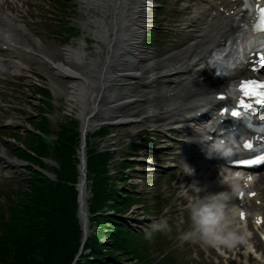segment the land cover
<instances>
[{
    "label": "rangeland",
    "instance_id": "1",
    "mask_svg": "<svg viewBox=\"0 0 264 264\" xmlns=\"http://www.w3.org/2000/svg\"><path fill=\"white\" fill-rule=\"evenodd\" d=\"M177 0H163L162 4L165 5V8L158 10V16L159 20L161 22H165L166 24L162 30L163 35L159 36L157 32H154L155 29L153 30V25L158 26L159 22L153 23V16L150 18V23H149V28L147 29L146 32V40L147 44H144V49L148 53H153V54H159V56L155 59H152L150 62L140 64V67L138 68V72L141 73L143 76L142 80H137V81H132L128 80L127 78H121L122 82L127 84L125 87L123 86H114L111 87L110 89L113 91L112 93H122L124 92V88L129 86L130 82H134V85L136 87V92L132 95V99H140L143 95H146V97L150 100L149 103L145 104L144 106L141 107L138 111L134 112L131 109H125L120 116L122 118L134 116V118L137 119H142L145 115V113H152V111L149 108H153L152 106H158L159 100L163 99L162 96V90L160 87H157L156 84H150L153 79H149V76L151 74H156L158 71H152L151 73H145V70L153 64H156L157 62H161L160 68L166 65V62L169 63V59H173V57L177 58V53L179 52L180 49H182V44L185 42V37H182V35H185V33L182 31L180 26L176 25V21L179 23V18L177 15L176 11H181L184 12V6L180 5V7H176L175 3ZM67 4L69 5L67 10H62L59 11L60 15L58 16V19H55L54 21H46L44 20L42 13L40 10L37 8H32L31 10L36 13L37 18L34 19V35L28 37V45H32L30 49H27L28 52L31 51L32 48H34V51L28 55V59L30 61L36 62V65H29V72L31 76H28L27 70L23 69L22 74L24 78L21 80V82H18V89L20 90V94L23 95V99L21 101L22 108L25 110V113L23 115L14 113V112H7L9 107L8 104H6L7 100V94L8 96H11V90L10 88H5L4 86L10 82L12 78H6L0 80V95H2V99H0V106H3L2 108L0 107V151L5 152L9 159L12 161L16 162L19 165L24 164L20 159H17L16 156L13 155L14 151L20 152V150H25V148H29L28 146L30 145V139H28V133L29 131L33 129V127H36V122H39L41 119L40 117L43 112L41 111V108H47L48 103L44 99H50V95H44L43 91L38 90L40 87L47 88L50 92H53V96L51 95V100H52V107L50 109L48 114L49 118L51 119V122L48 123L49 130L51 131V135L53 138L56 139L63 130V124L71 123L69 127L74 128V133L77 134H72L73 137H76L77 140H80V134H81V121L77 118V109H74L73 111H70L69 114L71 115V118L64 117V113H68V105L67 103V96L70 92V85L73 82V80L69 78H65L61 75H58L55 73L53 69H49L48 64L45 63L41 59V57H46V59L50 60L51 63L54 62L56 64H60V62H63L64 57H63V49L67 46H73L78 47L82 44V41L84 40V36L88 34L90 31H92V26L89 25V22L93 20L97 15L92 13V11H89L86 9L85 5H83L80 0H67ZM157 5V4H155ZM151 14L154 16L156 15L155 10H151ZM96 15V16H95ZM99 17V16H97ZM62 19V20H61ZM155 20V19H154ZM181 20V19H180ZM63 23L62 27L64 28L63 30V38L65 36V39L61 38V36H57V29L56 28L58 25L54 24H59ZM51 26L54 27V29L51 31ZM169 27L173 29H177L176 31H173V29H169ZM150 35L154 41L150 40ZM175 39L179 40L178 42L174 41ZM31 42V43H30ZM88 44V53L92 52V48L95 46V44L91 42H87ZM151 44V45H149ZM26 55V54H25ZM40 55V57L38 56ZM27 56V55H26ZM25 56V57H26ZM91 59H94L93 56H88ZM101 57H104L102 55ZM27 59V61H28ZM89 60V59H88ZM166 60V61H165ZM171 61V60H170ZM174 63L177 64L175 61ZM81 70V69H79ZM161 70V69H160ZM82 71V70H81ZM13 82V81H11ZM148 82L149 86L148 88H143L142 85L144 83ZM14 86V85H13ZM164 89V86H162ZM36 89V90H34ZM166 90V88H165ZM34 93V94H33ZM35 95V96H34ZM19 96V95H18ZM47 96V97H46ZM9 103H12L11 100L8 101ZM150 110V111H149ZM163 112V111H161ZM38 114V117H37ZM36 115V116H35ZM164 115V114H163ZM160 115V116H163ZM6 116V117H5ZM148 119L145 124V120L141 122L140 124H134V125H128V126H118L114 128H110L107 130L108 134L106 137L105 136H100L99 133L93 134L92 132L90 133L88 137V144H87V154L91 153L89 152V149H93V153H96L98 150L103 151L104 149L109 148L110 150H113L114 152V159L115 162L114 164L110 165L109 168L111 170V174L113 176H120L117 175L118 172L121 170L126 173L129 176V180L127 179L125 182H122L121 180L125 179H116L115 184L117 185V190L121 193L122 189H130L131 187H134V194H137L136 200H138V203L135 204L134 208H129V210L132 209L131 212H129L128 209H124L120 214H126L125 218H128L127 221L131 223V225L134 227L135 231H139L141 227L144 228L143 225L150 226V224L156 220H158L161 215L166 216V218H169V214L167 213L168 211L171 212V214H174L175 216L173 217L175 219L176 216H178V212H175V202H165L164 198H161L158 196L160 191L157 190V184L158 181L157 179H161V177L157 176V173H151L145 175L150 180L149 182L152 185H146V181H143L138 175L135 169L138 167H127V168H122L121 163L126 161V162H132L133 159H140L142 158L140 155H134L130 153V148L127 149V146L129 142L134 138L135 133L139 129H144L145 125L150 126V124H156V120L160 116H155V115H147ZM72 119V120H70ZM79 121V122H78ZM66 122V123H65ZM40 126L45 125V121H40L38 123ZM33 127H32V126ZM67 125V126H68ZM11 130H19L20 131V139L18 141L14 139H9L8 138V131ZM54 131V132H52ZM71 133V132H70ZM104 134L103 132H101ZM4 135V136H3ZM39 139V145L40 148L43 149V146L41 145V140L42 138L38 137ZM159 139V138H158ZM140 141V139H138ZM106 146V147H105ZM55 148L53 149V152H51V160L47 162L49 168H51L49 172L51 176V180L53 182L58 181L59 178L55 177V170H61V161H59L55 157ZM31 149V148H29ZM90 149V150H91ZM129 153V154H128ZM150 156L152 155L149 153ZM16 155V154H15ZM89 157V155H88ZM151 157L152 161L159 162L158 165H161L162 163L160 160L162 158H165L163 153H154ZM54 159V160H53ZM146 159V158H145ZM128 160V161H127ZM28 163H25V167L27 165H33L31 161H27ZM59 162V166H58ZM165 165H173L172 163H164ZM135 165V164H133ZM4 165L3 162L0 161V211L5 212L9 207H10V200L8 199V196H11V191L13 188L16 187V182L19 180H22V182L26 181L30 175L28 176V173L30 174L31 171H35L33 167L30 168V172L27 169L17 166V167H7V168H2ZM80 167V165H77V168ZM160 169V168H159ZM13 176L14 179L12 180H7L5 177V174H10ZM58 173V172H57ZM2 174H4L2 176ZM121 174V173H120ZM138 174V175H137ZM164 177L166 175H163ZM35 177V176H33ZM164 179V178H163ZM35 181V180H33ZM80 181V180H79ZM11 182L9 185L8 183ZM1 183H6L8 187L7 193L4 191V186H2ZM163 185V191H165L164 187V181L162 183ZM87 186H88V204L90 208L92 207V202H93V194H92V181L91 177H89L88 174V180H87ZM21 187H23L24 190L27 189L26 184H21ZM4 191V192H2ZM78 192V188H77ZM172 196V192H168V196ZM136 196V195H135ZM170 196V198H171ZM12 197V196H11ZM21 198V199H20ZM169 198V199H170ZM135 200V197H134ZM78 206V201H79V194L77 196V200H75ZM14 203H22L23 207H26L27 204L24 202L22 197H19L14 200ZM170 203V204H169ZM147 208V209H146ZM165 209L167 211L165 212ZM108 210V209H107ZM112 211V210H109ZM129 212V213H128ZM174 212V213H173ZM79 213L77 214L78 217ZM93 216H89V227H90V233L92 235L98 234L101 238V242H105V240H110L106 236V232H109L111 230L110 226L108 223L104 220H98L97 218L93 220ZM131 219H135L138 221V223H134L131 221ZM105 224V225H103ZM109 227V228H108ZM142 228V229H143ZM178 228L173 227L172 231L168 234L159 235L154 238V242L150 240L149 242V248H150V253L145 250L143 242H140L139 244V249L143 252L148 254L149 258L151 259L150 264H158L157 261L161 260V253H168L169 251H174V243H175V231ZM101 230L103 232H101ZM82 231V230H81ZM82 233V232H81ZM165 237H167V240H165ZM82 238V235H81ZM82 241V239H81ZM168 242V243H167ZM167 243V245H166ZM89 241L86 246V251L84 253L90 252L91 249L88 248ZM177 245V244H176ZM80 246V244H79ZM167 247V248H166ZM181 247V246H180ZM179 247V248H180ZM79 248V247H78ZM178 248V249H179ZM137 249V248H136ZM160 250V251H159ZM190 250V249H189ZM108 249L105 248L104 252H107ZM122 252H115V255L121 256ZM186 255L184 252L180 251L179 255L176 257L179 259V263L181 264H189V260L186 259ZM91 256V253H89L87 256H82L80 259H83V257H89ZM218 255L213 252V264H224L223 260L220 258H217ZM36 257L39 258L38 255ZM220 257V256H218ZM233 258L230 259L231 263L230 264H238L237 262L233 261ZM212 262V259H210ZM239 260V259H238ZM76 262V257L72 258L69 264H75ZM125 264H140V261L136 259L135 255H131L128 259L123 261ZM186 262V263H185ZM81 262L78 261L77 264H80ZM212 264V263H211ZM240 264V261H239ZM255 264H258L255 262Z\"/></svg>",
    "mask_w": 264,
    "mask_h": 264
},
{
    "label": "bare ground",
    "instance_id": "2",
    "mask_svg": "<svg viewBox=\"0 0 264 264\" xmlns=\"http://www.w3.org/2000/svg\"><path fill=\"white\" fill-rule=\"evenodd\" d=\"M218 1H221L219 6H223L227 12L234 11V13L229 17L222 16L225 12L214 15L213 12L217 10L215 4ZM80 2L89 11H93L92 7H95L94 12L98 9L96 13L99 14L96 15L99 17L96 16L94 20L89 22L92 31L87 34V38L96 45L95 49L88 53L84 42H82L78 47L69 46L64 49V63L52 62L49 65L46 57H41V59L56 74L72 78L73 82L67 97L68 112L77 109V116L82 122V136L88 139L90 131L104 123L110 113H113L112 115L117 121L127 125L136 124L138 119L134 116L123 119L119 114L125 109L136 112L150 102L146 95L140 99H132V95L136 92L134 82H130L129 86L124 88V92L119 94H110V88L114 86L125 87L127 84L123 83L121 78L132 81L142 80L143 76L138 72L140 64L150 62L159 56L158 53H147L144 49L145 35L151 18L150 9L154 7L156 0H80ZM201 2L207 6V9L204 12L203 8H199L202 9V12L195 23L201 21V27L194 30L190 46L186 51L184 49V52L179 56L181 66L174 68L175 71L172 73L176 74L169 73L157 79V82L164 79L165 85L163 84V86L167 87L165 90L158 83L157 87L162 90L163 99L159 100V105L154 106V109L168 110L171 114L166 119L175 118L176 120L182 116L181 112H183L185 105H195L196 103L202 104L212 113L213 89L223 87L219 81H212L213 71L208 68L206 61L213 49L224 45L228 37L233 34L234 17L240 14L242 10L241 7L236 8V4L229 0H201ZM4 28L13 30L10 20L3 15L0 8L1 40L6 38V33L3 32ZM99 48L102 49L104 55L100 59L98 58L100 56ZM16 49H18L17 46ZM90 55L94 59L88 60ZM29 65H36V62L29 59L26 62L20 58L12 64V69L18 71L28 68ZM160 65L161 62H157L149 68L148 73L158 70ZM178 71H183V73L178 74ZM230 78L233 79V76ZM147 87V84L143 86V88ZM105 100L108 101L104 104ZM106 104L109 106L105 107ZM148 114L150 113H145L146 116L143 119ZM185 154L188 157L191 156L189 150ZM0 155L4 156V153H0ZM4 161L10 165L14 164L11 159L4 158ZM195 166L192 165V167ZM82 172L79 185L82 208L81 220L83 232L88 233L87 200L89 190L87 170L83 168ZM216 175L217 178L218 173ZM259 183L260 188L264 189V176L260 177ZM222 190L217 181L213 183V192ZM84 212L87 213L86 216ZM246 227L251 230L248 222ZM247 232L249 233L248 230ZM253 245H255L254 242L249 244V251H253L256 247ZM255 258L260 261V264H264V255L257 252ZM244 263L251 264V260L245 259Z\"/></svg>",
    "mask_w": 264,
    "mask_h": 264
},
{
    "label": "trees",
    "instance_id": "3",
    "mask_svg": "<svg viewBox=\"0 0 264 264\" xmlns=\"http://www.w3.org/2000/svg\"><path fill=\"white\" fill-rule=\"evenodd\" d=\"M72 134H77L74 128L69 125L63 127L55 144L56 158L61 161V170L57 173L59 180L52 182L39 177L30 182V190L22 194L26 207L12 201L10 220L0 223V264H69L77 253L82 235L75 201L78 196L75 184L79 179V140ZM92 150L88 153L93 194L91 210L102 212L109 207L120 213L128 209L130 198L117 196L109 184L107 166L111 154L93 153ZM38 153L45 156L48 152L44 149ZM109 201L114 204L110 205ZM97 219L106 221L110 226L111 230L106 232L110 240L101 242L98 234L93 235L88 245L91 256L83 257L80 264H122V257L125 259L131 255L145 262L146 257L136 249L139 244L137 238L133 239L131 232H125L129 229L125 223L105 213ZM105 248L107 252H104ZM117 251L122 252L121 256L115 255Z\"/></svg>",
    "mask_w": 264,
    "mask_h": 264
},
{
    "label": "clouds",
    "instance_id": "4",
    "mask_svg": "<svg viewBox=\"0 0 264 264\" xmlns=\"http://www.w3.org/2000/svg\"><path fill=\"white\" fill-rule=\"evenodd\" d=\"M203 146L202 150L209 159L227 160L235 154L233 143L224 138H218L212 143H206L205 139L198 140ZM186 174L195 175V169L185 163ZM246 177L240 172L225 170L223 166L219 169L217 183L223 189L219 192L207 191V187H201L198 181H194L178 195L187 199V212L189 227L177 235L178 242L199 244L203 248H213L222 252L224 249L232 250L239 245L248 247V234L239 232L235 225V211L229 212V202L242 190L241 182ZM189 189L196 193L189 196ZM204 192V195L199 193ZM167 209H165V212ZM172 231L168 219L161 217L154 221L149 229L145 230L144 238L151 240L153 234H168Z\"/></svg>",
    "mask_w": 264,
    "mask_h": 264
},
{
    "label": "snow or ice",
    "instance_id": "5",
    "mask_svg": "<svg viewBox=\"0 0 264 264\" xmlns=\"http://www.w3.org/2000/svg\"><path fill=\"white\" fill-rule=\"evenodd\" d=\"M243 5L245 9L252 10L256 14V23L252 26V32L255 34V39H258L261 43V46L264 47V0H243ZM242 51V49H241ZM261 63L264 64V56L261 58ZM215 60V57H214ZM243 61V56L239 57L237 64ZM237 64H233L235 67ZM264 83L261 82H250L242 81L241 82V91L244 97H257L255 103L257 105H264ZM223 99V97H221ZM253 108L252 103H247L244 100L239 101V109L251 110ZM228 110L225 109V112ZM231 116L239 118L244 113L241 110L234 109L231 111ZM245 147L252 148V144H246ZM245 165H255V164H264V155L259 156L257 159L249 160L242 162ZM251 179V177H249ZM243 195V194H241ZM253 195H255L253 193Z\"/></svg>",
    "mask_w": 264,
    "mask_h": 264
},
{
    "label": "water",
    "instance_id": "6",
    "mask_svg": "<svg viewBox=\"0 0 264 264\" xmlns=\"http://www.w3.org/2000/svg\"><path fill=\"white\" fill-rule=\"evenodd\" d=\"M85 148H86V141H85V139L83 138V142H82V157H81V163H82L83 165L86 164Z\"/></svg>",
    "mask_w": 264,
    "mask_h": 264
}]
</instances>
